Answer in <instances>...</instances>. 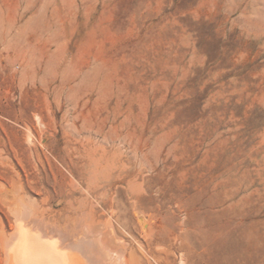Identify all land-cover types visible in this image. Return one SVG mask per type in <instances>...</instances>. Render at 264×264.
I'll list each match as a JSON object with an SVG mask.
<instances>
[{"label": "rangeland", "instance_id": "obj_1", "mask_svg": "<svg viewBox=\"0 0 264 264\" xmlns=\"http://www.w3.org/2000/svg\"><path fill=\"white\" fill-rule=\"evenodd\" d=\"M0 182L65 246L135 201L174 264H264V0H0Z\"/></svg>", "mask_w": 264, "mask_h": 264}, {"label": "bare ground", "instance_id": "obj_2", "mask_svg": "<svg viewBox=\"0 0 264 264\" xmlns=\"http://www.w3.org/2000/svg\"><path fill=\"white\" fill-rule=\"evenodd\" d=\"M23 203L13 185L0 182V264H174L168 224L156 226L135 201L131 216L121 219L111 212L122 231L101 222L92 212L72 217L74 245L68 246L26 224ZM83 210L78 206L73 214ZM9 217L13 218L11 225L7 224ZM12 233L16 239L14 235L10 243ZM179 250L180 263L188 264L184 237Z\"/></svg>", "mask_w": 264, "mask_h": 264}]
</instances>
